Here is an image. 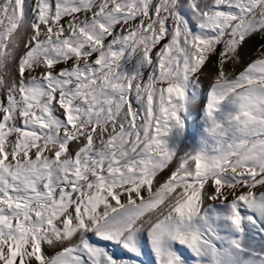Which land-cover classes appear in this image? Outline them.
<instances>
[{
  "label": "snow or ice",
  "instance_id": "1",
  "mask_svg": "<svg viewBox=\"0 0 264 264\" xmlns=\"http://www.w3.org/2000/svg\"><path fill=\"white\" fill-rule=\"evenodd\" d=\"M0 264H264V0H0Z\"/></svg>",
  "mask_w": 264,
  "mask_h": 264
}]
</instances>
